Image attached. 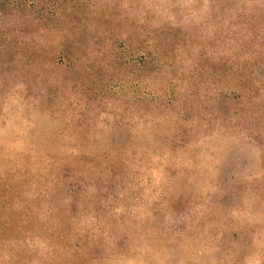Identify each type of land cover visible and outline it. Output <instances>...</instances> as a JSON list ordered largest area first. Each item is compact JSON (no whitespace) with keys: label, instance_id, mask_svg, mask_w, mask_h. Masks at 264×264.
<instances>
[{"label":"rangeland","instance_id":"374dc122","mask_svg":"<svg viewBox=\"0 0 264 264\" xmlns=\"http://www.w3.org/2000/svg\"><path fill=\"white\" fill-rule=\"evenodd\" d=\"M0 264H264V0H0Z\"/></svg>","mask_w":264,"mask_h":264}]
</instances>
